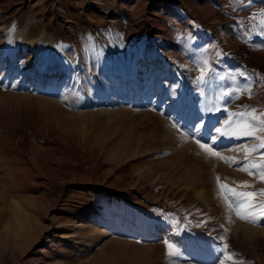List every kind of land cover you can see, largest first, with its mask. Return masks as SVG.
Returning <instances> with one entry per match:
<instances>
[{
	"label": "rangeland",
	"instance_id": "374dc122",
	"mask_svg": "<svg viewBox=\"0 0 264 264\" xmlns=\"http://www.w3.org/2000/svg\"><path fill=\"white\" fill-rule=\"evenodd\" d=\"M262 22L264 0H0V264H264L230 191L264 202V125L233 135L264 113Z\"/></svg>",
	"mask_w": 264,
	"mask_h": 264
},
{
	"label": "snow or ice",
	"instance_id": "6c2138e0",
	"mask_svg": "<svg viewBox=\"0 0 264 264\" xmlns=\"http://www.w3.org/2000/svg\"><path fill=\"white\" fill-rule=\"evenodd\" d=\"M264 23V22H262ZM205 65H207V61H205ZM202 72V76L200 77V79H203V69H201ZM256 109H252V113H249V116L251 118L250 121H244L243 124L241 126H239V131L233 133V135H240V136H245V137H255L256 133H255V124L253 122H258L259 125H264V119L261 118V116H264V113H261L260 116L255 115L254 113H256ZM237 115H243L242 113H237ZM227 123V122H226ZM217 132H220V129H216ZM261 131H264V128H261ZM221 135H227V133H220ZM262 141H264V137L260 138ZM197 144L200 145L201 148L207 149L210 153H212L215 156H220V153L218 151H215L213 148H210L208 144L206 143H201L200 140L196 141ZM260 148H264V142H262L259 145ZM261 156L264 157V153H261ZM225 159H227L225 157ZM253 167H256V165H253ZM243 171L248 172L249 169L248 168H242ZM249 174L251 175L252 173L249 172ZM261 180H264V172L261 173ZM219 179V178H218ZM245 184H247V182H243ZM226 187V185H221V188ZM230 191L232 192V196L235 197V205H236V215L239 216L241 219H247L249 218V216L251 215V213H249L248 216L242 215V210L245 208H256L259 207L260 211H261V215L264 216V202H260V203H252V201L256 198V196L258 195L257 192L255 191H236L235 189H230ZM260 195H264V189H261L259 191ZM167 243V242H166ZM168 247L169 249H171L173 247V245L171 243H168ZM173 253L169 252V255H172Z\"/></svg>",
	"mask_w": 264,
	"mask_h": 264
}]
</instances>
